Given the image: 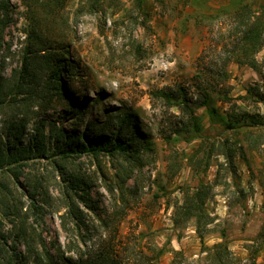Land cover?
Segmentation results:
<instances>
[{
	"label": "rangeland",
	"instance_id": "374dc122",
	"mask_svg": "<svg viewBox=\"0 0 264 264\" xmlns=\"http://www.w3.org/2000/svg\"><path fill=\"white\" fill-rule=\"evenodd\" d=\"M42 1L55 4L49 47L63 51L59 76L67 92L59 99L52 95L38 117L34 102L24 113L25 133L44 117L68 132L88 131L92 140L112 135L118 116L125 114L132 120L127 135L134 133L139 142L113 155H39L25 161L16 177L0 170V181L11 191L4 203H15L13 212L41 234L54 257L76 259L75 249H69L75 242L84 250L110 245L122 264H205L212 245L224 240L236 264H251L254 248L259 249L257 264H264V46L254 53L259 69L235 61L242 51H235L239 28L233 14L246 4L249 14L264 19V0ZM5 14L0 37L4 89L25 76L22 63L30 42L22 2L9 0ZM34 70V85L49 76L50 70ZM213 86L226 90L236 110L247 113L243 125L225 124L229 103ZM257 86L262 101L246 91ZM179 90L186 106L171 97ZM203 90L216 114L200 104ZM73 105L80 107L78 113H72ZM9 115L0 108V126ZM227 146L236 148L233 170L223 155ZM68 175L85 179L96 201L90 210L73 195L91 228L85 243L70 220L69 230L61 225ZM200 184L209 186V223L202 238L193 219L173 224L176 205ZM2 204L1 230L10 233L11 242V218L16 217L4 216ZM15 247L24 250L18 239Z\"/></svg>",
	"mask_w": 264,
	"mask_h": 264
},
{
	"label": "trees",
	"instance_id": "16d2710c",
	"mask_svg": "<svg viewBox=\"0 0 264 264\" xmlns=\"http://www.w3.org/2000/svg\"><path fill=\"white\" fill-rule=\"evenodd\" d=\"M20 1L28 13L29 22L26 28V35L30 42L26 49L27 51L24 53L22 63L25 76H21L20 80H17V82L6 89L2 88L0 81V108L6 107L11 112V115L6 117L2 126H0V170L11 171L16 177L18 168L25 161L39 155L67 158L79 156L83 153L96 156L100 153L113 155L117 152H128L129 147L139 141H137L134 133L127 135L132 120L131 116L125 114L118 116L116 122L119 128L112 135L102 134L92 140H88V131L83 132L82 135L75 129L68 132L56 122L49 121L44 117L37 118L31 131L25 133L24 113L28 111V108L35 102L37 108L34 113L38 117L41 110L51 104L52 95L57 96L58 99L62 98L65 96L67 89L63 86L62 79L59 76L60 71H63V66L58 62L63 57V51H54L49 47L51 41L49 36L51 31L49 18L53 15L55 4L43 2L42 0ZM95 1L99 2V0ZM8 4L9 0H0V37L6 25L5 11ZM233 14L236 17L239 28L235 51H242L241 55H238L237 52L235 61L239 64H246L254 70L259 69V62L256 60L254 53L264 46L263 16L262 14L255 16L249 14V8L246 4L240 5ZM35 55L42 58L36 62ZM55 63H57V68L50 70ZM70 65L72 64L70 63ZM35 67H41L45 71L50 70L49 76L45 80L36 81L38 83L36 85H34ZM68 72L71 73L70 70ZM258 89V86L251 89L249 87L246 91L249 95L253 94L257 100L262 101L263 94ZM211 90L216 92L223 101L229 103V111L227 110L222 117L225 120V124L230 128L243 125L247 113L240 109L239 111L236 110L239 106L236 102H231L233 97L229 96L228 92L221 87L213 86ZM202 93L200 104L208 107L209 112L215 113L213 106L209 105V95L204 90ZM165 96L167 99L170 98L168 95ZM171 97L180 99V104L183 106L187 105L186 95L180 90L176 94H172ZM79 110V106H72V113H78ZM65 111L69 112L70 109L66 108ZM15 113L16 115H22V117L14 116ZM192 119L194 120V118ZM252 122L259 123L257 121ZM98 132H102V130L98 129ZM24 135H28L25 142H23ZM241 148L239 146L238 149ZM235 151L236 148L234 146H227L225 152H223L231 170L234 169L233 157ZM67 177L65 194L69 199L65 213L60 214L61 225L64 230H69L68 220H70L76 228V234L80 241L85 243L87 239H90L91 228L85 223L83 213L77 203H75L73 195L81 199L90 210L96 206V201L90 197L87 189L89 183L85 179L74 175H68ZM64 179L66 178L64 177ZM0 188L3 215L15 214L14 217H16L11 218L13 223L11 233L14 236L11 242L7 240L10 237V233L1 230L2 220L0 218V264H59V260L64 264H122L117 255L113 253L114 250L110 245L101 247L100 244L96 246L93 244L89 249L84 250L85 248L82 249L78 243L74 242L72 244L73 242H70L71 244L69 243V245L71 246H69V249L70 247L75 249L76 259L68 260L59 253L54 257L41 234L26 225L25 217L13 212V209L16 208L15 203H4V199L6 200L9 193H11L8 185L4 181H0ZM208 188L209 186L200 184L191 191H186L173 213V224L175 226H179L183 221L193 219L199 238H202L204 227L209 223L205 209V202L209 193ZM261 235L264 237V226ZM222 237L224 238L225 234H222ZM17 239L23 243V251L16 250L15 242ZM258 250V248L253 249L251 264H257L255 255ZM162 252L163 248L158 249L157 255L162 254ZM207 259L208 262L205 264H236L237 258L228 248L226 242L222 240L212 245V248L207 252Z\"/></svg>",
	"mask_w": 264,
	"mask_h": 264
}]
</instances>
